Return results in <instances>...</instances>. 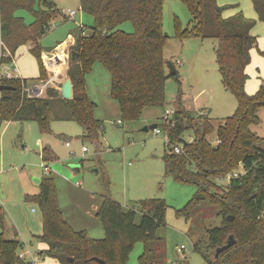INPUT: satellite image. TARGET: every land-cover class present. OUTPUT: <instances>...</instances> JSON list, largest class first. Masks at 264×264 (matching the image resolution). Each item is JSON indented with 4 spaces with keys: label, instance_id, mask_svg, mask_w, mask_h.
I'll return each mask as SVG.
<instances>
[{
    "label": "trees",
    "instance_id": "1",
    "mask_svg": "<svg viewBox=\"0 0 264 264\" xmlns=\"http://www.w3.org/2000/svg\"><path fill=\"white\" fill-rule=\"evenodd\" d=\"M180 1L191 16L188 23L191 30L176 21L173 37L184 39L193 34L218 41V71L223 86L236 100V108L232 115L219 122L216 128L219 142L214 144L207 138L214 131L213 124L202 112L194 114L179 108L174 110L173 126L161 124L168 136L169 151L162 156L167 165L165 175L196 188L194 197L177 209L176 214L188 219L201 204L215 207L221 222L206 230L207 247L212 252L211 257L206 258L207 264H264V147L250 129L258 123L257 109L264 106V85L252 95L245 91L250 52L258 44L257 37L251 33L256 20L247 18L241 10L224 17L223 11L230 5H221L218 0ZM43 2L52 8V2ZM251 2L258 20L264 22V0ZM27 3L0 0L3 44L0 65L12 62L18 49L29 45L28 52L39 68L37 79L43 80L47 72L40 39L49 29V16L41 12L36 15L34 25L25 24L14 12ZM80 7L93 17L94 24L85 35L81 28V35L72 45L79 54L70 59L68 69L72 98H61L55 87H48L45 97L29 95L27 78L2 79V84L12 85L14 89L0 92V123L33 121L45 134L50 132L52 121H74L83 128L85 138L98 144L102 126L94 117V103L84 81V75L96 61L103 63L111 73L110 93L118 104L122 120L138 118L147 107L164 105L166 79L178 80V74L177 71L169 74L163 56L169 38L163 31V0H80ZM124 22L132 23L131 32L120 29ZM67 44L60 45L56 53L64 52ZM186 131H192L194 137L182 142ZM175 145L181 146L180 153L174 152ZM42 159L44 162L56 159L50 146L42 149ZM240 166L243 173L232 178L225 189L217 184L218 178ZM35 199L41 212L39 239L46 247L44 253L59 264H127L135 243L147 242L164 221L167 209L163 199H145L140 203L143 214L136 222L133 209L124 210L116 200L101 195L96 217L102 224L104 236L92 238L85 230L73 229L65 220L53 178L40 180V192ZM3 219L0 209V264H28L18 257L22 243L16 238L4 237ZM229 234L234 236L235 243L215 257V249L226 242ZM198 249L199 244L195 243L194 250ZM138 264H153L147 247L139 255Z\"/></svg>",
    "mask_w": 264,
    "mask_h": 264
},
{
    "label": "rangeland",
    "instance_id": "2",
    "mask_svg": "<svg viewBox=\"0 0 264 264\" xmlns=\"http://www.w3.org/2000/svg\"><path fill=\"white\" fill-rule=\"evenodd\" d=\"M24 1L28 2L27 6L14 13L25 24L34 25L38 13L44 12L49 16V29L40 39L46 51L55 50L64 41L69 43L70 37L76 39L81 35V28L83 35L91 32L94 19L81 10L80 0H51V9L43 0ZM235 2L247 18L256 20L252 32L257 36L258 44L250 52V63L245 71L248 75L245 91L252 95L260 85H264V22L258 20L251 0ZM68 10L77 12L74 18H65ZM230 12L231 9L226 10L225 15ZM190 19L186 6L180 0H163V31L169 35L163 56L171 60L178 74V80L166 79L163 106L147 107L138 118L122 120L118 104L111 97L109 70L96 61L84 75L87 94L94 103V117L102 126L98 144L85 138L83 128L74 121H52L50 132L45 134L33 121L0 123V209L6 226L4 237L18 239L22 243V251H28L32 255L31 260L35 259L32 264H59L44 253L46 247L39 239L42 220L35 196L40 192V180L43 178H53L58 205L65 220L82 227L80 229H85L88 234L85 227L89 228L100 238L104 236V230L95 211L100 205L101 195L116 200L124 210L133 209L136 222L143 214L140 206L143 200L159 198L165 201L164 221L159 223L146 243H135L127 264H138V257L145 247L153 264H207L206 258H210L212 252L207 247L206 230L219 225L221 217L216 215L215 207L207 204H201L188 219L176 214L177 209L194 197L196 188L165 175L167 165L162 156L169 150L166 133L161 127V116L166 108L204 113L214 127L207 136L214 144L216 128L222 119L233 114L236 100L221 82L216 62L218 41L193 34L184 39L173 37L176 21L187 27ZM187 28L191 30L190 26ZM120 29L131 32L133 25L124 22ZM72 45L65 46L66 66L63 74L56 78L46 67V61L53 60L54 52L42 58L47 72L43 80L37 79L38 65L29 57L0 65V76L3 77L7 69L12 72L17 69L16 73L13 72L17 77L27 78L30 86H38L41 90L39 96H46L48 87L59 90L64 79L69 77ZM257 117L258 123L251 125L250 129L262 140L260 145L264 147V106L257 109ZM151 124H157L161 133L155 134L153 129L142 130ZM193 137L192 131L183 134L184 140H192ZM44 145L51 146L56 154L55 160H42L38 152ZM83 146L86 151H82ZM44 165L48 166V172ZM240 170L241 166L236 171ZM217 184L225 189L227 181H217ZM195 243L199 244L197 251L194 250Z\"/></svg>",
    "mask_w": 264,
    "mask_h": 264
},
{
    "label": "crops",
    "instance_id": "3",
    "mask_svg": "<svg viewBox=\"0 0 264 264\" xmlns=\"http://www.w3.org/2000/svg\"><path fill=\"white\" fill-rule=\"evenodd\" d=\"M235 1H237V0H226V1H220V0H218V3L219 4H225L226 2H229V5L231 6V5H233V4H237ZM234 2V3H233ZM252 3V2H251ZM228 5V4H227ZM238 5V4H237ZM230 6H228V8L227 9H225L224 11H223V13H222V15L224 16V17H229V16H231V15H233L236 11H238V10H241L240 8H239V5L237 6V8H233V7H230ZM253 7V6H252ZM228 9H231V12L229 13V14H227V15H225V11L226 10H228ZM254 9V8H253ZM254 12H255V10H254ZM255 14H256V12H255ZM245 16V15H244ZM256 16H257V14H256ZM258 18V17H257ZM263 22V21H262ZM256 24V23H255ZM255 26V25H254ZM252 30H253V28H252ZM252 30H251V33L253 34V32H252ZM254 35V34H253ZM257 37V36H256ZM70 39V42L67 44V45H71V44H73L74 43V41H75V39H72L71 37L69 38ZM258 41V40H257ZM0 42H2V39H1V34H0ZM66 42H68V41H64L63 43H60V44H58V46L56 47V49L55 50H52V51H46L45 49L42 51V54H41V57L43 58L44 56H51L52 54H53V52L56 54V56H55V54H54V56H52V57H54L53 58V60H51V61H46V67L50 70V71H52L53 73H54V76H55V78L59 75V74H63V72H64V70H63V68L66 66V61H65V57H66V53H65V51L64 52H62L61 54H57L56 53V50L59 48V46L60 45H62V44H64V43H66ZM1 48H2V45H1ZM30 48V46L29 45H27V46H23V47H21V48H19L18 49V51L16 52V54H15V56H14V60H13V62H15L16 60H18V59H20L21 57H29V58H31V59H34L35 60V58L28 52V49ZM253 50V49H252ZM163 51H164V49H163ZM1 49H0V55H1ZM164 55V54H163ZM58 56V57H57ZM49 58H51V57H49ZM36 61V60H35ZM37 63V62H36ZM63 70V71H62ZM58 71H60L61 73H57ZM29 82V81H28ZM60 89V88H59ZM40 95V94H39ZM40 97H45V96H40ZM44 146H46V145H44ZM44 146H43V148H44ZM48 146H50V145H48ZM51 147V146H50ZM42 148V149H43ZM53 150V149H52ZM38 154L41 156V158H42V150L41 151H39L38 152ZM43 160V159H42ZM100 198H101V196H100ZM100 203H101V199H100ZM100 206V205H99ZM99 208V207H98ZM98 208H97V210H98ZM96 210V211H97ZM96 211H95V216H96ZM63 214V213H62ZM100 221V220H99ZM69 222V221H68ZM69 225L73 228V229H75V230H85V229H80V228H82V227H78V226H75V225H73V223H71V222H69ZM102 225V224H101ZM87 230H88V232H89V234H90V236H92V237H99L100 238V236L99 235H94L93 233H91V231H90V229L89 228H87V227H85ZM86 231V230H85ZM87 232V231H86ZM88 234V235H89Z\"/></svg>",
    "mask_w": 264,
    "mask_h": 264
},
{
    "label": "built area",
    "instance_id": "4",
    "mask_svg": "<svg viewBox=\"0 0 264 264\" xmlns=\"http://www.w3.org/2000/svg\"><path fill=\"white\" fill-rule=\"evenodd\" d=\"M76 11L75 10H68L65 14H64V16H66L67 18H74L75 17V15H76ZM1 43V45H3L2 44V42H0ZM14 60V59H13ZM13 62V61H12ZM13 72L14 73H16L17 72V69H15V70H13ZM12 71H9L8 69L7 70H5V74H4V76L3 77H1L0 76V84H2V79H12V78H15V77H17L16 76V74H14ZM33 88H37V89H39L38 88V86H29L28 88H26V91H27V93H28V91L29 92H32L31 94L30 93H28L29 95H33V96H35L34 94H33ZM40 90V89H39ZM41 91V90H40ZM173 114H174V110L173 109H171V108H166V109H164V111H163V115L161 116V118H162V123L163 124H165V125H167V126H173V120H172V117H173ZM153 131H154V133L155 134H159V133H161V129L157 126V127H155L154 129H153ZM162 131H163V129H162ZM164 132V131H163ZM166 139H167V141H168V136L166 135ZM217 142H219L218 140H216V143ZM66 145H69V142H67L66 143ZM87 150V148L85 147V146H83L82 147V151H86ZM173 150H174V152H176V153H180L181 151H182V148H181V146L180 145H175L174 147H173ZM44 169L48 172L49 170H48V166L47 165H44ZM243 169L241 170V171H232V172H229L227 175H225L224 177H221V178H218V181H223V180H226L227 181V184L229 183V181L232 179V178H236V177H238V175L240 174V173H243ZM182 248V247H181ZM23 250V247H22V249H21V251L19 252V254H18V257L20 258V259H23V260H25L28 264H32V262H35V259L33 258V260H31L32 259V255L28 252V251H22Z\"/></svg>",
    "mask_w": 264,
    "mask_h": 264
},
{
    "label": "water",
    "instance_id": "5",
    "mask_svg": "<svg viewBox=\"0 0 264 264\" xmlns=\"http://www.w3.org/2000/svg\"><path fill=\"white\" fill-rule=\"evenodd\" d=\"M46 3H50L51 0H44ZM78 52L74 49H71L69 51V58L70 59H75L78 57ZM166 65H167V69L169 71V74H174L176 73V69L173 65V63L171 62V60H166ZM10 89H14V86L12 85H9V84H0V92L3 91V90H10ZM33 94L35 96H39L40 94V90L37 89V88H33ZM59 95L61 98L63 99H70L72 98V83H71V80L69 77H66L63 81V83L61 84L60 86V89H59ZM157 124H151L149 126H144L142 128V130L144 131H148L150 129H154L156 127ZM182 142H184V139H181ZM39 181V179L37 180ZM229 220H232V217L231 216H228L227 217ZM263 218H264V213H263ZM235 243V239H234V236L232 234H229L228 235V238L226 240V242L217 247L215 249V252H214V256L215 257H218L219 253L226 250L227 248H229L230 246H232L233 244ZM99 262L103 263V261L101 259H97Z\"/></svg>",
    "mask_w": 264,
    "mask_h": 264
}]
</instances>
